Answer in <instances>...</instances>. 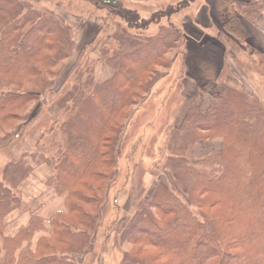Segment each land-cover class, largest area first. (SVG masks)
Segmentation results:
<instances>
[{
    "label": "rangeland",
    "instance_id": "1",
    "mask_svg": "<svg viewBox=\"0 0 264 264\" xmlns=\"http://www.w3.org/2000/svg\"><path fill=\"white\" fill-rule=\"evenodd\" d=\"M196 1L124 0L127 7L136 9L145 19L166 7L183 4L171 15L158 14L147 27L129 28L120 16L91 0H19L23 13L31 18L38 13L48 16L59 23V28L56 36H48L43 47L38 46L41 56H54L51 65L39 63L41 76L28 74L19 78L0 72V93L12 89L30 96L16 115L0 123V181L6 184L7 180L8 186L18 184L14 189L20 199L15 209L6 214L3 210L0 214V231L3 232H0V244L4 237L13 238L26 231L33 220L38 226L36 216L43 220V227L36 228L22 248L34 251L41 236L49 237L53 233L50 220L57 212L50 219V216L35 213V206L27 202L36 201L35 196H42L41 199L65 196L62 212H68V192L58 193L49 181L67 150L72 149L74 127L79 125L80 113L89 115L90 103L96 104L97 90L112 85L116 74L128 76L135 67L131 54L125 56L130 46L122 41L123 34L135 42L158 40L159 45L168 43L165 45L168 47L160 60L148 67L142 83L135 88L128 85L122 89L129 97L108 131V136H115L116 140L111 151L113 165L105 171L108 180L95 182L99 186L96 206H87L93 215L91 228L85 237L77 233L78 229L73 230L80 239H76L71 256L76 264H145L143 257L153 258L155 264H165L166 256L155 246L133 245L125 238L134 215L146 209L149 196L164 185L185 200L201 220L212 219V212L218 206L209 208L196 204L201 197L210 195L204 193L197 197L191 189L190 202L184 190L193 187L189 182L192 183L196 175L194 170L208 178L214 175L210 174L212 170L223 169L221 163L229 156L228 141L232 137L220 128L205 131L198 126L201 127L206 115H213L215 108L222 106L224 100L220 96L232 87L244 95L247 103L260 105L264 116V53L253 59L239 58L238 69L227 71L221 78L224 89L219 95L215 96L217 90L210 94L194 89L186 82L185 31L181 25L188 7ZM43 27L54 31L50 24ZM43 27L32 28L33 37L43 34ZM59 38L63 42L60 47L56 42ZM50 45L53 48H49ZM58 49L61 52L57 53ZM115 89L112 85L111 91ZM105 146L103 150L107 152ZM47 159H52V164ZM232 165L245 169L247 177L253 174L247 153ZM16 211L19 215L15 220L12 213ZM14 221H17L15 234L8 230L10 225H15Z\"/></svg>",
    "mask_w": 264,
    "mask_h": 264
},
{
    "label": "trees",
    "instance_id": "2",
    "mask_svg": "<svg viewBox=\"0 0 264 264\" xmlns=\"http://www.w3.org/2000/svg\"><path fill=\"white\" fill-rule=\"evenodd\" d=\"M91 1L113 11L129 28L147 27L158 14L171 15L183 7L182 3L176 7L169 6L150 19H145L136 9L127 7L124 0ZM257 1L246 6L240 5L239 9L246 15L258 13L262 6ZM20 7L19 0H0V72L19 78L28 74L41 76L39 63L51 65L54 56H41L40 47H43L48 36L54 37L59 23L40 13L31 18ZM46 24L53 26L54 31L50 27H43ZM42 27L45 29L43 34L38 38L33 37V32ZM61 34L64 36V33ZM124 35L121 36L122 41L130 46L125 56L131 54L135 67L130 69L128 76L116 74L111 83L116 88L114 91H111L110 84L97 90L94 99L96 104L90 103L89 115L80 113L77 121L79 125L74 127L72 149L67 150L65 158L56 166V174L49 181L58 193L68 192V212L59 211L51 218L53 233L49 237L41 236L34 251L22 246L36 228L43 227V220L37 216L35 218L40 222L38 226L33 220L26 231H21L13 238L4 237L0 244V264H76L71 252L76 248V239H80L78 234L85 237L86 231L91 228L93 215L87 206H96L98 197L95 194L99 186L95 182L108 180L105 171L113 165L111 151L115 136L110 138L108 131L129 97L122 89L128 85L135 88L142 83L148 67L157 63L168 47L165 46L168 43L159 45L158 40L139 39L141 42H135L130 36ZM56 42L58 47L63 43L60 38ZM58 52L61 50L58 49ZM243 96L233 87L227 89L220 96L224 100L222 106L215 108L213 115H206L201 127L198 126L205 131L220 128L232 137L228 141L229 156L221 163L223 169L212 170L210 174L214 175L208 178L194 170L196 175L192 183L189 182L193 187L184 190L190 202L191 189L194 194H198L197 197L204 193L210 195L201 197L196 204L202 203L209 208L218 206L212 212V219L201 220L192 213L185 200L174 195L164 185L149 196L146 209L136 213L127 227L125 238L131 244H142L146 248L155 246L166 256L168 261L165 264H264L263 109L260 105L247 103ZM28 100L29 95L17 90L7 89L0 93V123L10 119L12 114L16 115L15 112ZM224 105L230 109L227 110ZM104 144L108 148L107 152L103 150ZM245 153L252 165L253 174L250 177L245 175V169L241 166L232 165ZM51 161L47 159L50 164ZM6 184L0 181V214L3 210L6 214L15 209L20 201L14 189L18 184ZM77 229L78 234H75L73 230ZM159 240L164 243L161 244ZM190 251L191 254H188ZM143 263L155 264L151 257H143Z\"/></svg>",
    "mask_w": 264,
    "mask_h": 264
},
{
    "label": "crops",
    "instance_id": "3",
    "mask_svg": "<svg viewBox=\"0 0 264 264\" xmlns=\"http://www.w3.org/2000/svg\"><path fill=\"white\" fill-rule=\"evenodd\" d=\"M254 1L257 0H198L188 7L181 25L185 31L183 57L188 75L186 82L194 89L210 94L217 90L215 96L219 95L224 89L221 78L227 71L238 69L239 58L253 59L264 53V0H259L262 7L258 13L246 15L239 9L240 5ZM35 197H38L36 201L27 202L35 206L33 211L42 217L50 216V219L64 210L65 196L60 199ZM18 213L13 212L12 218L16 220ZM12 224L15 225H10L8 230L15 234L17 221Z\"/></svg>",
    "mask_w": 264,
    "mask_h": 264
}]
</instances>
